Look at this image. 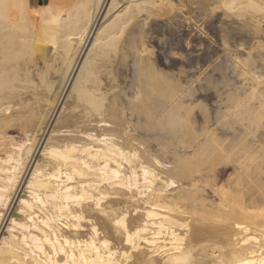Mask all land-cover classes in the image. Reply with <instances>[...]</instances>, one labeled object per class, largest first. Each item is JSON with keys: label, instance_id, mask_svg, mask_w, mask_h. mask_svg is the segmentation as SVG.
I'll use <instances>...</instances> for the list:
<instances>
[{"label": "bare ground", "instance_id": "6f19581e", "mask_svg": "<svg viewBox=\"0 0 264 264\" xmlns=\"http://www.w3.org/2000/svg\"><path fill=\"white\" fill-rule=\"evenodd\" d=\"M193 10L232 33L200 131L149 49ZM263 61L264 0H0V264H264Z\"/></svg>", "mask_w": 264, "mask_h": 264}, {"label": "rangeland", "instance_id": "374dc122", "mask_svg": "<svg viewBox=\"0 0 264 264\" xmlns=\"http://www.w3.org/2000/svg\"><path fill=\"white\" fill-rule=\"evenodd\" d=\"M214 11L210 10V12H208L209 14H207V15H204V14L198 15V13L194 12V10H193L192 13L190 12L188 14H184V15H182L183 18L180 17L179 19H176L173 22H170V23L162 22L161 23L162 25L159 28H154L149 34V36H150L149 39L151 41L150 45H149V49L151 51L150 55L152 57L156 56L155 57L156 65L158 66L157 69L159 70L158 72H159L160 76H162L164 78L166 77L165 80L167 82L171 81V80L173 81V79H174L176 81V83L179 84V87L182 90L184 89V91H187L186 92L187 97L186 96L182 97L183 101L185 100V102H182L183 104H181V108L183 109V107H184V109H183L184 111H185V108L187 110L188 109L189 110L188 111L186 110L185 113L183 112L185 114L184 115L181 112L182 109L180 108V113L182 115H184V117L182 116V120L184 118L185 119L188 118V119H186V121L188 123L190 121H192V122H190V124L191 123L192 124L191 125L188 124L187 122H185V119H184L183 125H185V126L188 125L189 127L193 126L195 130L197 129V131H200V128L203 127L205 124L206 125H210V124L212 125V123L214 124L215 119H216V112H218V110L220 111V109H218V108H220L219 107V105H220L219 100H221V97L223 99L222 92L226 91V90L232 91V88L225 89L226 87L223 88V86H222V83L224 82L223 81L224 80L223 79L224 72H226V70L224 71V65H225L226 60H227V58L223 52L224 51V49H223L224 43H223L222 39L227 37L228 33H229V36H230V34H232L231 32H229V26H231V25L228 24L226 19L222 20V18L218 17L219 15H217V17L214 16L213 18L208 16V15H211V12L214 13ZM216 12L219 13L217 10H216ZM207 17L212 18V19L210 20L208 18L209 20L207 22ZM217 18H218V20H217ZM219 21L222 24L225 22L224 24L226 26L224 24H223L224 26H222V24ZM175 22H176V24H174ZM226 22H227V24H226ZM220 26H221V28H220ZM164 27H165V29H164ZM227 27H228V29H227ZM221 29H223L225 31H221ZM224 34H226V36ZM223 35H224V38H222ZM158 41H159V43H158ZM164 41H165V43H164ZM152 51H153V53H152ZM189 55H191V57H192L191 58L192 59L191 60L192 61L191 67L185 66L183 68L182 67L179 68L180 64L187 63L186 61H187V58ZM170 56H171V58H170ZM168 57H169V59H168ZM184 57L186 58V60H184L185 59ZM186 102L189 104H187ZM217 106H218V108H217ZM216 109H218V110H216ZM263 125H264V123H263ZM188 126H186V127H188ZM190 128H192V127H190ZM194 129L192 128V130H194ZM218 131L221 133L220 134L218 132V136H217L219 138L221 137L220 140L221 139L222 140L223 139L228 140V138L226 139V136L229 137L231 132L227 133V131H225V133H224L221 130H218ZM260 131H259V135H261V136H259V137L264 138V132H263L264 126L262 128H260ZM186 132H188V130ZM189 135L190 134H188V133H184L180 139L182 141H179V142L182 144L183 143L185 144V143H187V141L194 140V139H192V135H190L191 139H189L190 138ZM163 140L165 142V144H164L165 148L166 147H172L173 144L176 143V142H174L175 139L172 136L171 137L167 136ZM168 143H169V145H168ZM247 144L249 145V143H247ZM239 147H240V145H239ZM239 147H237V148H239ZM227 152L228 151H226V153ZM157 153L160 155L159 151ZM164 156H165V154L163 155V157ZM194 162H195V159H194ZM216 163L218 165H220V166H218V168H222L223 170L221 169L222 171L220 172L219 178L216 179L215 182H213V179H212L211 183L213 182L216 186H218L217 183L219 185L225 183V181H226L225 178H227L228 172H230L232 170V168L228 163H224V161H221V162L217 161ZM194 174H195V172H194ZM209 184H210V182H208L207 184L203 181L199 182V185L203 186V188L205 190V191H203V194L205 193L204 195H206V192H207V194L212 195V193H211L212 190H211V187L209 186ZM207 188H209V189H207ZM213 197H215V195ZM177 198L179 199V197H177ZM180 200H181V198H180ZM196 202L195 203L198 205L201 204L200 203L201 201L199 202L197 200Z\"/></svg>", "mask_w": 264, "mask_h": 264}]
</instances>
